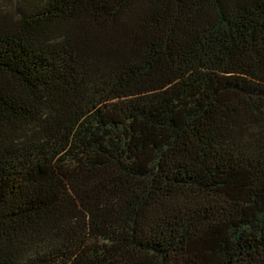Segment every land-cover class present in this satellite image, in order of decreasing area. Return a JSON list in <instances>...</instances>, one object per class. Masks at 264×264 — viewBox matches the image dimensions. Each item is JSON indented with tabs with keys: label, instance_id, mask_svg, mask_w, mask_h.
Returning a JSON list of instances; mask_svg holds the SVG:
<instances>
[{
	"label": "trees",
	"instance_id": "trees-1",
	"mask_svg": "<svg viewBox=\"0 0 264 264\" xmlns=\"http://www.w3.org/2000/svg\"><path fill=\"white\" fill-rule=\"evenodd\" d=\"M0 264H264V0H4Z\"/></svg>",
	"mask_w": 264,
	"mask_h": 264
},
{
	"label": "rangeland",
	"instance_id": "rangeland-1",
	"mask_svg": "<svg viewBox=\"0 0 264 264\" xmlns=\"http://www.w3.org/2000/svg\"><path fill=\"white\" fill-rule=\"evenodd\" d=\"M5 4V3H7V1H4V0H0V4Z\"/></svg>",
	"mask_w": 264,
	"mask_h": 264
}]
</instances>
